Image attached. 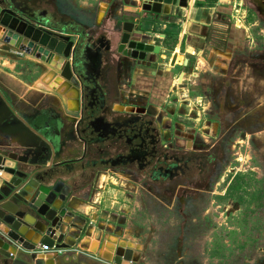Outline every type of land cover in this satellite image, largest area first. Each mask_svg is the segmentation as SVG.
Masks as SVG:
<instances>
[{"label":"flooded vegetation","instance_id":"af4514ba","mask_svg":"<svg viewBox=\"0 0 264 264\" xmlns=\"http://www.w3.org/2000/svg\"><path fill=\"white\" fill-rule=\"evenodd\" d=\"M245 1L254 13L264 18V0ZM44 2L47 3L48 0ZM36 14L39 20L50 24L54 31L66 28L67 31L76 32L81 43L77 53L80 61L78 68L83 74V83L89 85L87 103L95 115L100 116L106 109L103 105V96H106L104 84L108 77L107 70L111 66L107 56L111 51H108L110 47L106 36L112 34L115 27L110 30L99 29L94 20L64 16L49 8H39ZM167 27L168 25L162 35H156L157 43L153 41L162 51L158 56H151L152 61L156 57L158 60L155 61H159L164 52L174 48V44L168 43ZM178 34L179 32L176 39ZM88 42L93 47L88 48ZM97 49L102 54L101 62ZM114 50L117 48L114 47ZM22 57L33 59L29 56ZM232 63L235 64V61ZM254 65L256 71H264V63L262 67ZM142 66L140 64L139 67L143 68ZM25 69L39 71L38 67L29 65ZM226 84L228 86L229 82ZM255 87L251 84V90L245 91L248 92L246 100L238 99L235 94V100L238 102L229 106L224 105L227 101L223 97L219 98L218 103L212 100L211 104V101H207L208 105L202 106L200 112L191 109L189 111L193 110V115L189 112L174 124L171 118L164 120L162 115H143V108L150 103L157 104L149 100L146 91L137 93L133 99H127L135 107L132 109L128 106L133 112H113L119 117L116 124L121 128L108 129L101 120L95 121L94 128L97 131L87 139L90 153L86 164L100 170L119 168L125 171L126 167L132 166L143 176V180H139V188L152 186L156 187V190L158 187L171 189L157 200L161 213H166L167 209L171 210L180 204V207H176L179 213L174 212L175 219L180 220L176 224H181L178 234H189L193 224L197 223V232L204 238L203 243L213 240L215 247L220 249L230 241H238L240 236H244L243 243L249 246L254 244V247L259 243L258 249L261 252L254 256L252 261L248 259L242 264H264V111L261 113L255 110L263 105V99L260 100L263 93ZM214 105H217L215 112L211 108ZM2 116L0 112L1 119ZM1 119L0 129L4 131L8 128L7 123L11 122ZM239 155L256 159L259 165L252 162L244 164ZM247 161L246 159L244 162ZM169 224L172 229L173 221ZM178 234L174 243L171 239L169 241L167 236L160 249L163 259L170 264L173 263L175 255H184V247L181 246ZM210 234L214 239L209 238ZM140 245L141 251H144V245ZM210 248L208 250H211ZM183 257L185 264L186 260L192 261L194 258L190 254ZM229 260L220 262L228 264Z\"/></svg>","mask_w":264,"mask_h":264},{"label":"crops","instance_id":"0c3cea01","mask_svg":"<svg viewBox=\"0 0 264 264\" xmlns=\"http://www.w3.org/2000/svg\"><path fill=\"white\" fill-rule=\"evenodd\" d=\"M186 1V6L172 7L168 14L148 16L149 19L154 18L157 24L141 23L151 27V43L154 40L157 43L156 35H162L169 23L179 27L174 48L164 52L161 60L137 61L117 53L114 48L107 55L111 66L107 70L108 77L104 86L112 107L118 108L121 101L133 99L134 95L145 91L151 102L159 106L168 104L167 97L176 79L172 77L174 71V76L178 75L176 81L185 85L181 96L186 93L190 96V93L193 98L198 94L208 101H214L216 98L228 99L237 94L238 99L246 100L248 94L243 95L242 92L251 90V84L262 94L263 76L250 62L253 58L243 53L246 50L244 44H257L252 31L257 22L247 23L248 12L244 8L240 9L242 1H246ZM141 3L142 0H48L47 3L42 0L41 8H49L64 16L94 20L99 29L110 30L117 26L120 30L119 25L124 19L138 17L134 11ZM251 13L254 17L252 10ZM106 38L116 42L118 35L109 34ZM3 48L4 43L0 40V94L8 100L13 113L18 117L25 120H30L31 116L40 117V124L47 129L44 133L53 140H58L62 134L60 137L66 140L62 156L77 160L82 156L81 146L70 136L67 122L59 125L57 120L58 116L69 118L67 113L75 109L76 94L72 87L63 84L62 79L39 60L17 58L15 51H5ZM263 51H258V54ZM174 52L177 56L174 67H171ZM140 64L143 68L139 67ZM28 65L38 67L39 71L26 70ZM222 86H226L228 92ZM60 106H64L62 111L58 110ZM5 139L19 144L14 135L0 134V146L4 145ZM49 163L47 161L45 165ZM124 173L119 168L102 169L89 201L74 203L71 210L73 215L70 222L67 221L69 227L66 242L69 248L80 249L82 252L72 254L102 256L110 253L115 245L112 240H107L114 237L133 242L134 237H130L128 231L132 230V226L136 227L137 223L136 186L129 182L126 178L128 175ZM127 189L133 190V193H127ZM127 211L131 213V219L126 218Z\"/></svg>","mask_w":264,"mask_h":264},{"label":"water","instance_id":"95a60500","mask_svg":"<svg viewBox=\"0 0 264 264\" xmlns=\"http://www.w3.org/2000/svg\"><path fill=\"white\" fill-rule=\"evenodd\" d=\"M41 4L42 0H0V40L5 51L13 50L19 58L29 56L39 60L62 79L63 84L72 87L76 94L75 109L67 113L69 118L58 116L57 120L59 125L67 122L70 136L81 146L82 156L74 161L62 156L66 148V140L60 137L62 134L58 140H53L44 133L47 129L40 124V117L31 116L30 120L18 117L0 94V112L3 114L0 119L11 122L4 131L0 129V134L14 135L19 143L16 145L5 139L4 145L0 146V264L134 263L139 258L141 245L115 237L107 240H112L115 245L113 251L102 256L51 251L53 246L56 249L70 247L66 238L72 207L77 201H89L101 173L102 169L86 164L90 153L87 139L97 131L95 121L101 120L104 127L118 130L121 128L116 124L119 117L113 112H133L128 106L135 107L125 99L118 108H112L106 95L103 96L106 109L100 116L95 115L87 103L89 85L83 83V74L78 68L77 53L81 43L77 34L66 28L54 31L50 24L39 20L36 12ZM186 4V0H142L134 11L138 15L136 19H124L119 25L120 30L115 26L111 36L118 32V40L114 43L107 39L108 51L115 47L128 58L152 61L151 56H158L162 49L150 42L151 27L141 23L157 24L148 16L168 14L172 7ZM86 46L93 47L89 42ZM97 52L101 62V51L97 49ZM176 56L174 52L171 67H174ZM56 82L59 83V79ZM62 108L64 106L58 110L62 111ZM141 113L162 115L164 120L171 118L167 111L151 103ZM47 161L50 163L45 165ZM40 246H46L50 251L40 252Z\"/></svg>","mask_w":264,"mask_h":264},{"label":"rangeland","instance_id":"374dc122","mask_svg":"<svg viewBox=\"0 0 264 264\" xmlns=\"http://www.w3.org/2000/svg\"><path fill=\"white\" fill-rule=\"evenodd\" d=\"M249 6H250L249 4L247 5L244 1H242V5L240 6V9L244 8L246 12H248L246 16L247 23H253L255 20L257 22L256 25L252 27V31H253L257 44L256 46H254L251 43H249V45L244 44L245 45L244 47L246 48V50L243 53H246L245 55L248 56L249 58L251 57L253 58L252 60L253 66H255L254 64H256V66L262 67V64L264 63L263 62L264 51L262 53L260 52V54H258L259 53L258 51L264 49L263 48L264 18L259 17L254 12H253L254 17H253V15H251L252 9ZM252 45L254 46V48H251ZM257 72H260V71H257ZM174 73L175 71L173 72L172 77H175L177 79L178 77H176V75L174 76ZM242 74L243 73H241V75ZM261 76H263V79H264V71L261 72ZM176 79H174L175 83L171 87L172 91L169 93L170 96L167 97L168 104L166 103L164 105L163 104L160 105V108L167 111L168 116L172 118L173 124L177 122V119L180 120L183 117H185L190 112L189 110L195 109V110H198V112H200L202 110V106L208 105L207 104L208 100L203 95L197 94L195 97L191 98L192 95L189 93L190 96H187L186 95L187 93H186L184 94V96H181L183 93L182 87H184L185 85L178 84L177 83L178 81H176ZM222 89H225V91L227 92L229 90L228 88H226V86H222ZM261 91L263 93L262 98H264V88H262ZM247 93L248 92H245V94ZM242 94L245 95L244 92H242ZM249 98L251 97L249 96ZM235 99L236 97H233V96L226 99L227 103L224 102V105L229 106L230 104H233V103L236 104L238 101H236ZM218 101H219V98H216L214 100V102L216 103H218ZM203 103H205V105H203ZM212 103L213 102L211 101V104ZM262 103L263 105L260 106L259 108L260 110L255 109L256 111H261V113L262 111H264V99ZM239 104H241V102ZM211 108H213L212 111L215 112L217 109V105H214ZM253 113H256V112L253 111ZM193 114H194V111L192 110L190 112V115H193ZM241 153L244 154V152H241ZM245 156L246 155H239V157L243 158V160H241L242 163L250 164V162H252L254 165H259L256 159H249V156L247 158ZM246 159L248 161L244 162ZM126 169L127 170L124 173L128 175L126 178L129 180L130 183L136 186V191H135V194H136L135 199L137 201L136 214H138L136 218L137 219V223L135 225L136 227L132 226V230H129L128 232H129L130 237H134L133 243L142 244L145 247L144 251H140L139 258L133 264H170L163 259L162 251L160 249H162V243H165V239L167 236H168L167 238L169 239V241L171 239L172 242L174 243V238L177 236L178 232L180 231L181 224L179 225L176 224V223H179L180 220L179 219L176 220L175 219L176 216L174 214V212L179 213L176 207H180V204L173 207V209L171 210L167 209L168 212L166 213H163V212L161 213L160 206L158 205L159 201L157 199L160 198L161 195L166 194L167 190H171V189H165V188L162 189L158 187V190H156V187H152V186H148L147 188H139V185L141 183V181L139 183L140 178L143 180V176L141 175V173H139L138 171H135L132 166L126 167ZM256 174H260V173H256ZM126 192L127 193L129 192L131 194L133 193V190L127 189ZM176 202H177V199H176ZM168 213L169 215H166ZM125 216L127 219H131L130 212L128 213L127 211ZM170 221H173L172 229L170 228L171 227L169 224ZM125 227L127 228L128 225L125 224ZM192 227L193 228L189 232V234H186L185 236L181 233L178 234L181 240V246L184 247L183 254L187 257L189 256V254L194 257L192 259V261L194 262L188 259L186 260L187 264H202V263L203 264L204 263L205 264H224V262H220V261L226 260V259H230L228 264H242L245 260H248V259H251L252 261V259H254L253 257L254 256L256 257V255L260 254L261 252L260 249H258V247H260L259 243H256L255 247H254V244L249 246L247 243H243L242 238H244V236H240V239H238V241H235V242L234 240L230 241L228 245L225 244L226 246L222 247L221 249L215 247L216 244L213 240L212 241L207 240L206 244H204L203 243L204 238H202V235L198 234L197 232L198 231L197 223L193 224ZM209 238H213V236L210 234ZM209 243L212 244V246ZM182 247H180V249ZM208 248H210L211 250H208ZM183 256L178 255L176 257L175 255L174 261L171 264H185L183 260L184 258ZM255 264L257 263L255 262Z\"/></svg>","mask_w":264,"mask_h":264},{"label":"trees","instance_id":"16d2710c","mask_svg":"<svg viewBox=\"0 0 264 264\" xmlns=\"http://www.w3.org/2000/svg\"><path fill=\"white\" fill-rule=\"evenodd\" d=\"M166 33L169 36L168 43H172L171 45H173V43H175L176 35L178 33L177 25L175 24L168 25Z\"/></svg>","mask_w":264,"mask_h":264},{"label":"built area","instance_id":"2783aa9c","mask_svg":"<svg viewBox=\"0 0 264 264\" xmlns=\"http://www.w3.org/2000/svg\"><path fill=\"white\" fill-rule=\"evenodd\" d=\"M40 250V252H44V251H50L46 246H40V248H39ZM52 252L53 251H57V252H67V253H69V254H72V253H75V254H80V252H82V251H80V249H71V248H65V249H56L54 246L52 247V250H51Z\"/></svg>","mask_w":264,"mask_h":264},{"label":"bare ground","instance_id":"6f19581e","mask_svg":"<svg viewBox=\"0 0 264 264\" xmlns=\"http://www.w3.org/2000/svg\"><path fill=\"white\" fill-rule=\"evenodd\" d=\"M127 256H129V252H128Z\"/></svg>","mask_w":264,"mask_h":264}]
</instances>
